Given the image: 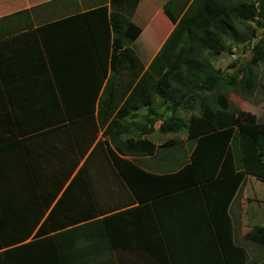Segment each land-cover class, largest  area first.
<instances>
[{
  "label": "crops",
  "instance_id": "0c3cea01",
  "mask_svg": "<svg viewBox=\"0 0 264 264\" xmlns=\"http://www.w3.org/2000/svg\"><path fill=\"white\" fill-rule=\"evenodd\" d=\"M96 1L108 0H0V186L22 183L14 189L28 190L27 176H33V197L27 195L23 202L27 211L34 206L39 214L49 202L25 241H39L30 250L36 251L38 260L49 254L66 256L64 264H264V244L245 237L254 225L264 227V182L246 175L235 190L230 189L227 177L238 170L237 157L222 136L200 142L203 156L218 152L212 162L209 157L197 159L206 176H196L191 169L181 173L193 161L196 140L188 138L185 128L159 131L170 114L167 102L163 104L159 97L149 107L136 108L125 122H132L134 134L151 128L146 138L156 145L150 155H122L149 174H135L138 195L115 169L104 127L96 118L94 137V123L86 120L97 113L94 75L86 67L63 71L66 59L61 41L66 35L55 28L40 33L34 29L85 11ZM30 19L32 28H25ZM58 27L67 34L63 24ZM170 30L155 45L145 67ZM54 37L58 42L51 45ZM138 37L131 44L134 50ZM179 114L186 118L190 112ZM79 141L86 148L82 156ZM80 167L85 169L88 189L101 214L82 219L63 214L64 225L38 233ZM229 189L224 214L223 198ZM76 192L74 188L67 196L70 207L71 201L76 204ZM223 225L231 227V239L243 249L245 261L229 243L223 250L218 236L223 237ZM5 249L0 248V255ZM3 260L9 264L2 255L0 264Z\"/></svg>",
  "mask_w": 264,
  "mask_h": 264
},
{
  "label": "trees",
  "instance_id": "16d2710c",
  "mask_svg": "<svg viewBox=\"0 0 264 264\" xmlns=\"http://www.w3.org/2000/svg\"><path fill=\"white\" fill-rule=\"evenodd\" d=\"M138 2L96 1L85 11L46 22L34 29L40 33L55 28L62 31L58 33L66 35L61 41L64 48L62 56L66 59L63 71L86 67L94 75L93 103L97 101V113L96 116L89 114L86 120L90 119L94 123V137L97 131L95 118L100 127H104L103 135L107 137L105 142L109 156L118 174L138 195L133 185L135 174H149L122 155H150L156 145L146 138L151 128H144L141 133L134 134L132 122L127 124L125 118L132 119L136 108L149 107L152 100L159 97L163 104L167 102L170 111L159 126V131L175 132L185 128L188 138L197 142L191 154L193 161L181 173L191 169L196 176H206V169L196 163L197 159L209 157L212 162L218 152L203 156L200 142L204 138L214 140L222 136L226 142H230L231 152L237 157L238 170L227 177L230 189L235 190L246 175L264 182V120L260 121L254 113L246 110L229 109L228 95L222 92L223 88L232 87L242 95H249L257 87L258 67L264 65V0H166L162 7L172 17V28L146 67L131 47L142 31L131 20ZM32 24L30 19L25 28L31 29ZM62 24L65 26L63 28L68 29L67 34L58 27ZM238 25L243 30L238 29ZM17 29L21 30L20 27L14 28V32ZM258 29L263 30L260 36ZM56 37L50 40L51 45L54 41L58 42ZM239 44L249 47L248 59L239 65L234 60L226 70L214 65V58L223 53L233 55ZM235 67L234 72H229ZM103 81L105 84L98 95ZM236 82L240 83L238 87ZM182 110L190 112V115L182 117L179 114ZM85 127L82 125V129ZM124 134H127L126 138ZM78 145L81 148L79 155L82 156L86 148L82 147L80 141ZM27 178L30 182L28 190L14 189L22 183L12 182L9 186H0V248H7L0 256H5L9 264H64L66 256L58 254L42 256L38 260L36 251L32 252L30 248L37 246L39 241L25 242L49 203L42 207L39 214L34 206L27 211L23 202L27 195L33 197L35 186L33 176ZM74 188L78 197L75 206L71 201L70 207L67 196L73 193ZM230 189L223 198L224 214L230 200ZM43 201L46 203L47 197ZM63 214L79 219L101 214L88 189L83 167L79 168L50 209L38 233L64 225L66 221ZM210 216L214 217L212 214ZM221 230L225 231L223 237L218 235L223 250L229 243L242 252L245 261L243 249L231 239V227L223 225ZM245 237L257 244H264V227L254 225ZM2 263L6 264L5 260Z\"/></svg>",
  "mask_w": 264,
  "mask_h": 264
},
{
  "label": "rangeland",
  "instance_id": "374dc122",
  "mask_svg": "<svg viewBox=\"0 0 264 264\" xmlns=\"http://www.w3.org/2000/svg\"><path fill=\"white\" fill-rule=\"evenodd\" d=\"M164 0H141L138 5V11L133 17V21L140 25L143 29L142 33L136 40L134 45L135 50L138 52L143 63H147L152 55V51L155 45L159 43V36L165 34V32L172 28L171 15H167L163 6ZM254 24V23H252ZM171 25V26H170ZM240 30H243L242 26H237ZM263 30L258 29V35L260 36ZM234 54L223 53L214 58L213 63L216 67L226 70L228 64L236 60L238 65L249 58V47L245 44H239L234 49ZM237 65V66H238ZM236 69L232 68L229 72H234ZM240 83L236 82V87ZM256 89L252 94L242 95L232 87L223 88L222 92L227 93L230 106L229 109H241L254 113L260 121L264 120V65L261 64L258 67L256 75Z\"/></svg>",
  "mask_w": 264,
  "mask_h": 264
}]
</instances>
